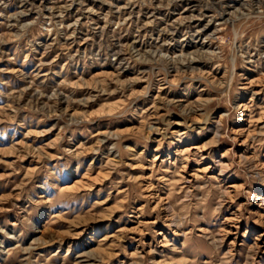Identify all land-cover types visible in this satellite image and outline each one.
<instances>
[{"label":"rangeland","instance_id":"1","mask_svg":"<svg viewBox=\"0 0 264 264\" xmlns=\"http://www.w3.org/2000/svg\"><path fill=\"white\" fill-rule=\"evenodd\" d=\"M0 264H264V0H0Z\"/></svg>","mask_w":264,"mask_h":264},{"label":"bare ground","instance_id":"2","mask_svg":"<svg viewBox=\"0 0 264 264\" xmlns=\"http://www.w3.org/2000/svg\"><path fill=\"white\" fill-rule=\"evenodd\" d=\"M251 1H254V2H257V3H260V2H262V0H251ZM241 4H244V3H241ZM202 27V26H201ZM100 29H102V28H100ZM104 30V29H103ZM201 30V29H200ZM197 32V31H196ZM201 32V31H200ZM194 33V32H193ZM195 34V33H194ZM97 55V54H96ZM119 56V55H118ZM118 62V61H117Z\"/></svg>","mask_w":264,"mask_h":264}]
</instances>
